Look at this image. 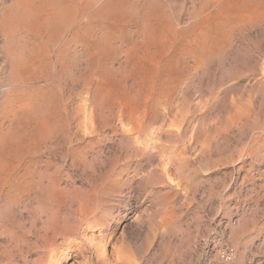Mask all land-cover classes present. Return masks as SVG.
<instances>
[{"label":"rangeland","instance_id":"obj_1","mask_svg":"<svg viewBox=\"0 0 264 264\" xmlns=\"http://www.w3.org/2000/svg\"><path fill=\"white\" fill-rule=\"evenodd\" d=\"M29 1L31 2L32 0H0V120L2 121L5 118L4 121L8 124L7 125L4 121L2 124V122L0 121L1 127L3 125L5 126L6 124V129H3L4 127H0V131L1 129L8 130L9 132H6L10 133L9 136L13 139H10L12 140H9L11 144L7 143V145H11L12 149L14 147H17V150L14 148L15 151H13L14 149H11V151H13L11 152L9 150V148L11 147L8 146L7 148L6 144H4L5 146L2 145L3 149L0 146V155H5V153L7 152L8 153L6 155H9V152L11 155L14 154V156L9 155L4 159V161L6 159L9 160H6L7 162H5V166L8 165V169H13L15 165L14 169L18 168V172L23 173L22 170H24L28 171L29 175H31L32 173V175H34V179L30 183L31 186L28 184L29 187L26 186L27 184L20 185L19 183H15L14 181H6L7 183H4L3 180L5 179H3L2 177L0 178V182L2 179V183L4 184L3 186H0L2 187V189L0 188L2 190V192L0 190V196L2 195L0 197V200H2V198L6 200L5 201L3 199L2 201H0V264H264V0H253V2L252 0H244V3L241 2L242 0H240V2H238V0H229L228 5L230 9L229 7L227 8V4L224 5L225 2L227 3V0H215V2L214 0H207L206 2H204L205 0H159L163 3L156 0L159 2V5L155 0H143L145 1V5L143 4L144 2L142 0H94L95 3L92 0H62L63 2H61V0H58L61 4L63 3L62 8L65 7L71 16L70 17L68 15L69 18H61L63 21L59 19L63 22V24L61 21H56L57 19H54L55 17L52 13L53 10L51 9L49 2L45 3L46 0L45 2H42L41 0H33L36 3L35 4L33 1L31 3ZM70 1H72V3ZM73 1L75 3H73ZM89 1L90 4L88 3ZM152 1L154 3L156 2V7L158 5L157 9L160 10V12L163 13L165 11V15L164 13L163 15L168 21H171V25L174 23L176 24H174L173 27L176 28V30L179 32H177L176 34L177 37L173 38L175 39V41H177V45H173V49L171 51H169L168 49L167 53L170 55V57L173 58L174 61H172L177 66H180L175 69L176 72L171 76L172 80H170L171 82L173 81V84L169 82L171 83V85L169 84L168 86H166L168 88L164 87V92L160 91L154 96L155 98L153 97V105L150 104L149 106L153 109L148 108L146 119H144L143 121V126H145V128L142 126L138 133H134L133 130L125 131V133H128L127 135L130 134L129 136L132 138L138 135V140L140 141L141 139V141L143 142H139V145L141 146L140 147L139 145L136 146V144H133L134 146H132L130 142H127V140L122 137L124 134L119 127L117 116H115V114L112 116V111L107 106H105L104 109L102 108L100 110L101 112L105 111L104 113L98 111L97 114L92 113V115L91 109L86 107L87 109H84H86L87 111H85L83 109V106L86 99L85 91L89 90V84V86L92 85L90 87V91L92 90V88L94 89L96 85H98L99 87L100 83L102 82L103 84L101 83L102 86L100 88L106 86V88L109 89L112 93L113 91L114 93H118L121 92V90H127V92L128 90H130L129 92L132 95L133 93L136 94V91H139L142 89V87H144V85H142L141 87L139 86V84H141V81L143 82L144 80H146L147 71L145 69L140 72H130V68L128 66L125 67L126 65L124 64L123 56L121 57L118 55H112L116 58L112 56L109 57V55H104V53H102V49L100 50V48L102 47L101 45L104 44L103 42H105L106 37L111 40L113 39L112 42L114 41V45L116 46L117 44V46L121 49H125L133 45L138 39V32L140 30L139 25H142V20L144 19L143 14L150 9L149 7L155 5ZM64 2L66 6L64 5ZM105 2H107L108 4ZM216 2L221 3L216 5ZM230 2H232V5L230 4ZM236 2L240 5H237ZM27 3H29L28 5L30 7H28ZM32 3L34 4L32 5ZM67 3L70 5H68ZM112 3L113 5L111 6ZM136 3L138 4L136 5ZM235 3L237 7L235 6ZM46 4L49 5V8L48 6L46 7ZM241 4L244 6H242ZM36 5L41 7L37 6L38 8H36ZM107 5L110 7H108ZM139 5L140 7H138ZM247 5L250 7V9L249 7H245ZM24 6L25 10H23ZM33 6L38 9V13ZM100 6L104 8H102V10L104 11L106 8V11L105 13H102V11L100 13L97 12V18V16H94L93 14L98 11L97 8L101 10ZM160 6L163 8H161ZM217 6L219 9L217 8ZM240 6H242L241 9ZM26 8H32L36 12L30 15V12L27 11ZM39 8L43 10L39 12ZM117 8L122 11L117 12ZM136 8L139 10V12ZM143 8L146 10H144ZM109 9L113 11L117 9L114 14L112 13L117 19L108 12L110 11ZM134 9L136 11H134ZM140 9L141 11H143L141 12ZM196 9H199L200 12L198 10L196 11ZM212 9H214V13L217 14H214L212 12L214 10ZM221 9L224 11V13ZM226 9L228 11L225 12ZM91 10L94 13L91 12ZM131 10H133L134 12ZM207 10H209V13L207 12ZM244 10H246V12ZM123 11H125V13H122ZM130 11L133 15L130 13ZM243 11L245 13H243ZM24 12H26V14ZM140 12L142 13V16ZM40 13H44V16ZM106 13L107 15H109L107 17L111 19L108 20L105 15ZM116 13L119 14L117 15ZM89 14H91L92 16H89ZM120 14H122L121 16L124 17L120 18ZM139 14L140 18L138 17ZM171 14H174L175 16ZM205 14L209 16L206 18ZM232 14L234 16H232ZM39 15L42 16L38 18L37 16ZM73 16L76 18H74ZM83 16H86L90 19H86V17ZM31 17L34 19L32 20ZM44 17H47V20L44 19ZM100 17H104V21L103 19H100ZM113 17L117 22L114 19L112 20ZM175 17L177 19L180 17V21ZM41 18L42 20H40ZM48 18L50 21L48 20ZM50 18L54 19L55 22L51 21ZM126 18H128L127 21ZM202 18L205 20H203ZM225 18L228 19L225 20ZM173 19L174 21H172ZM67 20H69V26L67 25V23H64ZM91 20L93 21L91 22ZM216 20H218L219 22ZM229 20L231 21V23ZM208 21H213V25ZM221 21L224 23H229L224 24ZM125 22L129 23L126 24ZM132 22L134 25L132 24ZM191 22L193 23L190 24ZM33 23L34 25L37 23L36 26L32 25L34 26V28H32L31 26V24ZM219 23L221 25L224 24L225 27H222L223 25L221 26ZM50 25L51 27L53 25L52 28L54 29V31H50L52 30ZM58 25L60 28L64 27L65 29L63 28V31H61L62 29H60ZM112 25H114L115 27ZM183 25H185L186 28ZM192 25H197L198 27L195 26L194 28L197 27V29L199 28L198 30L201 31L199 32L197 29L195 30ZM227 25L229 26L227 27ZM67 26L68 28H70L68 29ZM83 26L84 29H94L96 34L95 37H93L94 39L87 37L88 35H85L84 30L81 29V27ZM91 26L97 27L92 28ZM135 26H137V28ZM189 26L192 27L193 30H195L196 34L192 30V28L190 29ZM180 27L182 28V30ZM77 28H79V30ZM100 28L102 29L100 30ZM204 28H207V31L204 30ZM208 28L210 30H208ZM223 28L226 31H222ZM73 29L74 31L76 30L75 33L77 34L74 33ZM80 29L82 32L80 31ZM107 29H109V31ZM45 30L46 32L44 33L43 31ZM55 30L60 31L57 32L58 34H56L53 33L56 32ZM99 30L101 33L99 32ZM102 30H104V32ZM132 30L133 34L135 33L134 35L131 33ZM180 30L182 32H180ZM186 30H188V32ZM213 30L215 33L219 31H221L222 33L219 32L215 35ZM190 31L193 33L190 34ZM208 31L210 34H208ZM107 32L109 36L108 34L106 35ZM201 32H204L205 34L202 33V35H200ZM70 34L71 36L73 35L77 38L72 36V40H70ZM102 34V37L105 40H102ZM211 34L213 40L215 41L212 40L210 36ZM43 35L45 36L43 37ZM60 35L62 38L60 37ZM110 35H112V37ZM195 35L197 37H195ZM56 36H59L60 38L58 37L54 40L53 38H56ZM121 36L122 38H120ZM131 36L133 37V39H130L132 38ZM205 37L208 40L210 39V47L202 50L198 47V43ZM66 38L68 39V41H70L68 42ZM82 38L85 39L84 42ZM220 38L223 39V41L220 40ZM75 40H77V43L75 42ZM93 40L96 42L94 43ZM183 40H186L184 41L185 44L181 43L183 42ZM189 40L191 42H189ZM224 40L228 41V43ZM71 41H74V45ZM81 41L83 44H80ZM86 41H89V45L86 43ZM118 41L122 43L121 45L128 41V44H126L129 46L124 45V47H121ZM97 42L100 45H98ZM194 42L197 44H195ZM213 42H217V47ZM69 44L73 46H69ZM95 45L99 46V48L96 47V49L94 47ZM63 46L67 48L65 49L64 47V49H62ZM176 46L180 47L176 48ZM90 47H94V50H92ZM193 47L195 48L193 53L196 54L195 59H189L188 57H185V55H187L188 49H191ZM210 48L211 50H213L211 51ZM217 48L219 49V51ZM72 49L75 51V54H79L75 56ZM67 50L68 52H66ZM82 50L83 52L80 53V51ZM91 51L94 52V54ZM69 52L72 53V55H70ZM208 52H212L210 53L212 56ZM167 53L165 52L164 55H161L162 61L166 59L165 57H167ZM34 54H38L37 57H33ZM98 54L105 59H102V57L99 58V62L101 63L100 66L103 67H100L98 69L100 71H97L99 73V75H97L99 76L98 78H100L99 80L97 76H95L94 78L92 74H89V72L91 73L90 68L93 67L91 59L99 57ZM208 54L211 57H209ZM19 55L21 58L19 57ZM174 55L177 57H175ZM62 56L64 57L62 58ZM84 56L87 58V62L90 66L87 64L86 60H84ZM38 57L41 59H38ZM76 57L77 59H75ZM78 57H81L82 59ZM26 58H28V60L30 61H28ZM70 58H74L76 61L74 62L72 59V63ZM24 59L26 60L25 62L27 64L25 63L26 65L23 68V65L20 64L22 60L24 61ZM66 59L69 60L67 61ZM65 60L67 61V65ZM78 60L80 61L77 62ZM42 61L43 63H41ZM81 61L82 63H85L82 64ZM38 62H40L39 64L42 66L37 64ZM108 62H110L111 64H109ZM30 63L31 66L29 65ZM80 64L82 65L81 71H84L85 69L84 73L79 71L80 67L78 66H81ZM32 66L34 69L32 68ZM37 66H40V68H38ZM47 66H50V68H47ZM21 67L22 70L20 69ZM86 67L90 68L87 69ZM121 67L124 68L125 72ZM73 68L76 69L74 70L75 72L73 71ZM37 69H39V71ZM19 70L23 72L21 73V71ZM28 70L30 71V73H32V75L28 73L27 76L25 71L29 72ZM102 71L105 72L103 73ZM120 71H122L123 73L120 74ZM72 72L76 73V75L74 74L73 76ZM167 72L168 71H166V73ZM18 73L22 75L24 73L25 74L21 76L18 75ZM137 73L139 74L136 75ZM79 75L81 76L78 77ZM112 75L115 77L113 78ZM133 77L135 78L133 79ZM12 78H14L13 82L11 80ZM83 78L90 79L92 81L89 82L88 80H85ZM118 79L121 82H118ZM134 80L138 81L137 85L135 86L132 85ZM175 80L177 81V83ZM79 82H81V84ZM114 83H120V86L118 84L115 85ZM73 84L75 87L73 86ZM121 84L124 86L121 87ZM39 86L42 87L43 90L39 88ZM53 86H55V88L57 87V90L55 89L56 91L54 90ZM170 86H173V88ZM47 87L51 92L47 90ZM118 87H120L121 90ZM37 89H40L42 91ZM27 91L28 93L26 94ZM45 91H48V93H46ZM75 91L76 93H74ZM166 92H170V94ZM34 93H36L37 95ZM82 93L85 98L82 97ZM46 94L49 95L47 96ZM56 94L59 95L60 98H58ZM74 94L76 96H74ZM42 95L44 96L42 97ZM55 95L57 96V98ZM79 95L80 97H77ZM37 96H39L38 99ZM53 96L54 100L59 99V101L61 102L51 99V97L53 98ZM10 97H12L13 100ZM17 97L19 99H17ZM61 97H63V99L65 98L66 100H63ZM28 98L31 101H28ZM33 99H35L36 101L38 100L37 102L34 100L36 102L35 105L37 106V110H33V112L35 111L34 114L37 115L41 113L39 114L40 118L37 115V119L36 115L31 113L29 114V112H27L26 110L22 112V110L18 109L19 106H22L21 103H25L23 101H27V103H30V105L33 104ZM45 99L46 101H44ZM17 100L19 102H17ZM72 100H74V102ZM41 101L42 104L44 101L43 105L41 104ZM62 101L65 105H67L64 106V104H62ZM51 102L53 103L52 105ZM54 103H56V105H54ZM59 103H61V107L60 105L58 106ZM47 104L51 106H47ZM44 105L45 107L49 108H43ZM78 105L80 108L78 107ZM12 108L16 111H12ZM107 108L109 111L107 110ZM53 109H55V111ZM19 110L20 112H18ZM50 110L53 112H51ZM70 110H72V112ZM44 111L46 114L44 113ZM76 111H78L77 114ZM79 111L81 112L79 113ZM153 111L155 112V114ZM7 112H10L11 114L7 115ZM47 112L48 114H51L50 117ZM5 113H7V120L6 116H4ZM21 113H23L24 115ZM52 113H54V116H52ZM107 113L109 114L110 118L109 116H106L108 115ZM17 114L18 117L16 116ZM42 114L43 116L41 117ZM81 114L85 116L82 117ZM86 114L90 115L92 118L88 115V117H86ZM13 115L15 119L14 117H12ZM46 115L48 116V118L46 117ZM64 115L68 118H64ZM99 115L103 117L101 120ZM24 116L26 119L24 118ZM20 117H22L24 121L23 119L21 120ZM31 117H33V120ZM55 117L56 119H58L55 120L53 126L56 132L53 131V129L52 131H50L52 134L47 132L48 129H43L44 131H41V124L39 123V126L38 121L42 123L43 118L44 121H50ZM60 117L63 118L61 119ZM79 117H81L82 121L79 120ZM105 117H108L109 120H105ZM34 118L36 119V122L34 121ZM27 119L30 121H28ZM60 119L62 120L61 126L58 125ZM65 119H69L68 121H70L71 123L68 122V125H66L67 120L65 121ZM74 119L77 121H75ZM89 120H91V122L92 120L93 122L95 121L94 124H92L93 122L91 123ZM80 121L82 124H80ZM108 121L111 123V125ZM176 121L178 124L176 123ZM17 122L19 125L17 124ZM26 122L31 126H29ZM63 122L65 123L63 124ZM25 123L29 128L25 125ZM90 123L94 127H92ZM34 124L36 126L38 125L39 127H36ZM70 124L71 126L75 125L74 128L76 130L73 128V126L71 127ZM103 125H106V127H104ZM14 126H16L17 128H15ZM65 126H67V129L64 128L63 130L62 128ZM19 127H22V131L26 129V131H24L26 133H23ZM35 127L39 132L41 131L40 133L42 135L50 137H48L47 139L46 137L42 138L44 136L37 133L38 131L35 130ZM81 127L87 130V136H84L77 130L78 128L81 129ZM59 128H61L62 132ZM15 130L17 131V135H19V138L18 136L16 137ZM58 130L60 131L59 134H57ZM105 131H109L108 135L110 137ZM143 131H146V133ZM21 132L23 135H20ZM131 132L133 133V135ZM27 133L30 136H33V139L37 140H34V142L32 137L27 136ZM80 133L82 134V136ZM148 133L149 135L143 136L144 134ZM37 134L42 137L34 136ZM55 134L57 136H55ZM154 134H157V141L156 135ZM52 135L54 136L51 137ZM23 136L26 141L24 140ZM77 136H79V139L77 138L78 140L75 139ZM93 136L94 138H92V140L91 137ZM41 138L43 140H41ZM20 139L23 142L25 141V143H27L28 141L31 142V144L33 142L34 143L32 145H30L29 142L25 144ZM38 139H40V141L42 142H40ZM134 139H136V137ZM18 140H20L19 144L17 142ZM153 141L156 143H154ZM16 142L19 147L21 143L25 145L24 146L21 144L22 146L20 148L29 149L31 146H33V149L34 147L35 149L33 150V152L32 148L30 149L31 151H28L27 149L19 150V147L16 146ZM157 145L159 148L157 147ZM37 147L38 149H36ZM145 147L147 149H145ZM138 148H140V150ZM5 150H7V152ZM37 150L39 151L37 152ZM72 150L74 151V153ZM144 150L146 151V153H144ZM34 151L36 152L34 153ZM15 152L20 159L15 156ZM30 152L32 153V156L34 158L30 156ZM100 153L103 157L100 155ZM33 154H36L37 156H34ZM79 154H81V156ZM39 155L42 156L40 157ZM12 157L14 159H12ZM33 166L36 170L33 169ZM19 167L22 168L20 169ZM29 169L32 172H30ZM37 169L39 170L37 171ZM38 175H42V177ZM35 179H37L38 183ZM171 179L172 181L170 182ZM24 180L29 181V178ZM50 181L52 182L51 186ZM11 183H14V185H12V188L10 186ZM32 183L35 184L33 185ZM169 184L171 185L168 186ZM22 188L23 191H21ZM25 188L27 190H25ZM42 197L43 199H41ZM224 251H226L227 253L231 252L232 255L230 259H225L223 257L222 254ZM125 254L126 256H124Z\"/></svg>","mask_w":264,"mask_h":264},{"label":"bare ground","instance_id":"obj_2","mask_svg":"<svg viewBox=\"0 0 264 264\" xmlns=\"http://www.w3.org/2000/svg\"><path fill=\"white\" fill-rule=\"evenodd\" d=\"M33 1V0H32ZM31 1V2H32ZM35 1V0H34ZM33 1V2H34ZM42 2H45V0H41ZM53 1V2H52ZM67 1H69V0H67ZM91 1V0H90ZM90 1L88 2L89 4H90ZM92 1H94V0H92ZM100 1V0H99ZM98 1V2H99ZM143 1V0H142ZM156 1V0H155ZM159 1V0H158ZM156 1L157 2V4L159 5V2H162V1ZM207 0H205L204 2H206ZM216 1H218V0H216ZM223 1V0H222ZM221 1V2H222ZM225 1V0H224ZM228 1L229 0H227V3L225 2L224 3V5L225 4H227L228 5ZM231 1V0H230ZM237 1V0H236ZM246 1V0H245ZM244 0H242L241 2H245ZM30 2V1H29ZM30 2V3H31ZM37 2V1H36ZM40 2V1H39ZM47 2H49L50 4V6H51V9L53 10V15H54V19H57L56 21H58L59 19H63V17H65V18H69V16H70V13L67 11V9L64 7V5H65V2H64V5H63V7L64 8H62V4L60 3V1H58V0H46V2L45 3H47ZM61 2H63L62 0H61ZM71 3H72V1H70ZM120 2V1H119ZM129 2V1H128ZM133 2V1H132ZM134 2H136V1H134ZM144 3V5H145V1H143ZM153 2V1H152ZM155 2V3H156ZM214 2H215V0H214ZM221 2H219V3H221ZM233 2V1H232ZM232 2H230V4L232 5ZM238 2H240V0H238ZM249 2V1H248ZM252 2H253V0H252ZM35 3V2H34ZM34 3H32V5L34 4ZM45 3H43V4H45ZM73 3H75L74 1H73ZM94 3H95V1H94ZM105 3H107V2H105ZM141 3V2H140ZM154 2H153V4H155ZM163 3V2H162ZM161 3V4H162ZM203 3V2H202ZM217 4L216 5H218L219 3L218 2H216ZM237 3V2H236ZM236 3H235V6H236ZM247 3V2H246ZM246 3H245V5H246ZM29 3H27V5H28ZM36 4V3H35ZM43 4H42V6H43ZM68 4V3H67ZM89 4H88V6H89ZM108 4V3H107ZM135 4V3H134ZM138 3H136V5H137ZM153 4H151V5H153ZM206 4V3H205ZM204 4V5H205ZM208 4V3H207ZM223 4V3H222ZM254 4V3H253ZM252 4V5H253ZM31 5V4H30ZM49 5H47L46 4V7L48 6V8H49ZM68 5H70V4H68ZM67 5V6H68ZM99 5V4H98ZM113 5V3L111 4V6ZM121 5V4H120ZM124 5V4H123ZM130 5H132V4H130ZM158 5H157V7H156V4L154 5V6H151V7H149L150 9L146 12V13H144L143 15H144V19L142 20L143 22H142V25H139L140 26V30H139V32H138V39H137V41L133 44L131 41V43L133 44V45H131L130 47H127V48H123V49H121L120 47H118L117 46V44H116V46L114 45V41L112 42V40L111 39H108L107 37H106V40L102 37L103 36V34H105V33H103L102 35H101V37L103 38L102 40H105V42H103L104 44L103 45H101L102 47L100 48V50L102 49V53H104V55H109V57L110 56H112V55H118V56H123L124 57V64L126 65L125 67H129L130 68V72L131 71H136V72H140V71H142L143 69H145L147 72V77H146V80H144L143 82L141 81V84H139V86H141L142 87V85H144V87H142V89L141 90H139V91H136V94H134L133 93V95L132 94H130V90H128V92H127V90L126 91H123V90H121L120 89V87H118L120 90H121V92H118V93H114V91H113V93L109 90V89H107L106 88V86L105 87H103V88H100L102 85H101V83H100V86L98 87V85H93V86H95V88L93 89L92 88V90L90 91V87L92 86H89L88 85V87H89V90H84L85 91V95H86V99H85V103H84V106H83V109L84 108H90L91 109V115H92V113L93 114H97L98 113V111H100L102 108L104 109V107L105 106H107L109 109H111V115L113 116L114 114H115V116H117V120H118V124H119V127L121 128V130H122V132H123V136L122 137H124L126 140H127V142H130L131 143V145L132 146H134L135 144H136V146H138L139 145V142L141 141V139H140V141L138 140V138H137V136L138 135H136V136H134L133 138L132 137H130L129 135H127L126 133H125V131H127V130H133V132L135 133V132H137L138 133V131H140V129H141V127L144 125L143 123V121H144V119H146V113H147V110H148V108H152V107H149L150 106V104L151 105H153V101H152V99H153V97L158 93V92H160V91H163V89H164V87H166V86H168L169 84L171 85V83L173 84V81L171 82V76L173 75V73H175L176 71H175V69L176 68H178L179 66H177L173 61V58L172 57H170V55L167 53V50L169 49V51H171L172 49H173V45H177V41H175V39L173 38V37H177L176 36V34H177V32H179V31H177L176 30V28H174L173 27V25L175 24H170V22L171 21H168L167 19H166V17L164 16L165 15V11L163 12L164 13V15H163V13L162 12H160V10H158L157 8H158ZM204 5H202V6H204ZM209 5V4H208ZM210 5H211V3H210ZM215 5V6H216ZM224 5H223V7H224ZM230 5V6H231ZM237 5H240L239 3H237ZM242 5V4H241ZM251 5V4H250ZM38 5H36V8H38V7H41V6H38ZM66 6V5H65ZM75 6V5H74ZM102 6V5H101ZM100 6V8H101V10H99L98 8H97V10L98 11H96L95 13L91 10V12H93L94 14V16H97V12L98 13H100L101 11H102V13H105V11H106V8H105V11L104 10H102V8L103 7H101ZM106 6V5H105ZM104 6V7H105ZM108 6V5H107ZM134 6V5H133ZM143 6V5H142ZM164 6V5H163ZM206 6V5H205ZM212 6H213V3H212ZM214 6V7H215ZM234 6V5H233ZM232 6V7H233ZM242 6H244V5H242ZM242 6H240V9H241V7ZM28 7H30L29 5H28ZM34 7V9H36L35 8V6H33ZM45 7V6H44ZM108 7H110V6H108ZM107 7V8H108ZM116 7V6H115ZM127 7V6H126ZM132 7V6H131ZM138 7H140V5L138 6ZM137 7V8H138ZM161 7V6H160ZM209 7V6H208ZM229 7V5L227 6V8ZM237 7V6H236ZM245 7H249L248 5L247 6H245ZM253 7V6H252ZM24 9L23 10H25V6L23 7ZM48 8H46V9H48ZM70 8V7H69ZM73 8V7H72ZM71 8V9H72ZM120 8V7H119ZM125 8V7H124ZM128 8V7H127ZM133 8V7H132ZM136 8V9H137ZM161 8H163V7H161ZM199 8V7H198ZM202 8V7H201ZM213 8V7H212ZM217 8H218V6H217ZM217 8H215V9H217ZM222 8V7H221ZM226 8V7H225ZM254 8V7H253ZM256 8V7H255ZM27 9V11H29L30 12V15L31 14H33V13H35L38 9H36V11L35 10H33L32 8H26ZM45 9V8H44ZM50 9V10H51ZM65 9H66V12H65ZM74 9V8H73ZM72 9V10H73ZM91 9V8H90ZM89 9V10H90ZM104 9V8H103ZM112 9V8H111ZM118 9V8H117ZM116 9V10H117ZM121 9H123V8H121ZM131 9V8H130ZM129 9V10H130ZM142 9V8H141ZM141 9H140V11H141ZM144 9V8H143ZM148 9V8H147ZM160 9V8H159ZM195 9V8H194ZM193 9V10H194ZM219 9V8H218ZM229 9H230V7H229ZM232 9H234V8H232ZM231 9V10H232ZM239 9V8H238ZM239 9V10H240ZM243 9V8H242ZM249 9H250V7H249ZM41 10H43V9H41V8H39V12H41ZM76 10V9H75ZM74 10V11H75ZM87 10V9H86ZM110 10V9H109ZM116 10L115 11H113V10H110V11H108L109 13H115L116 12ZM127 10V9H126ZM138 10V9H137ZM144 10H146V9H144ZM164 10V9H163ZM169 10V9H168ZM199 11V9H196V11ZM202 10H204V9H202ZM201 10V11H202ZM212 10H214V9H212ZM222 10V9H221ZM258 10V9H257ZM94 11H95V8H94ZM120 12V11H122V10H120V9H118L117 10V12ZM131 11H133V10H131ZM130 11V13L132 14V12ZM134 11H136L135 9H134ZM133 11V12H134ZM143 11V10H142ZM141 11V12H142ZM167 11V10H166ZM209 10H207V12H208ZM216 11H218V10H216ZM223 11V10H222ZM226 11H228L227 9L225 10V12ZM242 11V10H241ZM245 12H246V10H244ZM243 11V13H245ZM248 11V10H247ZM264 11V10H263ZM42 12H44V11H42ZM88 12V11H87ZM138 12H139V10H138ZM137 12V13H138ZM140 12V13H141ZM194 12V11H193ZM200 12V11H199ZM213 13L215 12V10L214 11H212ZM25 14H26V12H24ZM37 13H38V11H37ZM36 13V14H37ZM47 13V12H46ZM50 13V12H49ZM52 13H51V15H52ZM66 13H69V14H66ZM72 13V12H71ZM76 13H77V11H76ZM79 13V12H78ZM83 13V12H82ZM101 13V14H102ZM122 13H125V11H123ZM129 13V14H130ZM196 13V12H195ZM202 13V12H201ZM209 13V12H208ZM219 13V12H218ZM223 13H224V11H223ZM228 13V12H227ZM236 13V12H235ZM234 13V14H235ZM238 13V12H237ZM28 14V13H27ZM40 14H42V13H40ZM44 14V13H43ZM42 14V15H43ZM48 14V13H47ZM73 14V13H72ZM71 14V15H72ZM84 14V13H83ZM86 14V13H85ZM100 14V15H101ZM112 14V15H113ZM117 14V13H116ZM115 14V15H116ZM119 14V13H118ZM117 14V15H118ZM204 14V13H203ZM207 14V13H206ZM205 14V15H206ZM214 14H217V13H214ZM229 14V13H228ZM231 14V13H230ZM38 15V14H37ZM42 15H39V16H37L38 18H40ZM50 15V14H49ZM67 15V16H66ZM69 15V16H68ZM91 14H89V16H90ZM99 15V14H98ZM106 15V17L107 16H109V15H107V13L105 14ZM111 15V16H112ZM122 14H120L119 16H121ZM133 15V14H132ZM136 15V14H135ZM169 15V14H168ZM171 15H174V14H171ZM194 15V14H193ZM199 15V14H198ZM205 15H203V16H205ZM211 15V14H210ZM218 15H220V14H218ZM226 15V14H225ZM238 15V14H237ZM44 16V15H43ZM75 16V15H74ZM73 16V17H74ZM76 16H77V14H76ZM79 16V15H78ZM82 16V15H81ZM88 16V15H87ZM92 16V15H91ZM93 16V17H94ZM110 16V17H111ZM114 16V15H113ZM129 16V15H128ZM140 16V14L138 15V17ZM141 16H142V13H141ZM175 16V15H174ZM191 16V15H190ZM197 16V15H196ZM209 15H206V18L208 17ZM216 16V15H215ZM229 16V15H228ZM232 16H234L233 14H232ZM253 16V15H252ZM50 17V16H49ZM71 17V16H70ZM83 17H86V16H83ZM115 17V16H114ZM114 17L112 18V20L114 19ZM122 17H124V16H121L120 18H122ZM177 17V16H176ZM175 17V18H176ZM239 17V16H238ZM237 17V18H238ZM250 17V16H249ZM32 18V17H31ZM47 18V17H46ZM45 17H44V19H46ZM53 18V17H52ZM74 18H76V17H74ZM78 18V17H77ZM80 18V17H79ZM92 18V17H91ZM97 18H98V16H97ZM104 17H100V19H103ZM108 18V17H107ZM116 18V17H115ZM119 18V19H120ZM140 18V17H139ZM138 18V19H139ZM173 18V17H172ZM180 18V17H179ZM177 19V20H179L180 21V19ZM199 18V17H198ZM251 18V17H250ZM256 18V17H255ZM34 18H32V20H33ZM43 19V20H44ZM51 19V18H50ZM54 19H51V21H53V22H55V20ZM61 19V20H62ZM73 19V18H72ZM71 19V20H72ZM86 19H90V18H87L86 17ZM109 19H111V18H108V20ZM117 19V18H116ZM116 19H114L115 21H116ZM127 19L128 18H126V21H127ZM132 19V18H131ZM171 19V18H170ZM203 19V18H202ZM201 19V20H202ZM215 19V18H214ZM218 19V18H217ZM226 19H228V18H225V20ZM234 19H236V18H234ZM40 20H42V18L40 19ZM47 20V19H46ZM48 20H49V18H48ZM61 20H59V21H61ZM70 20V19H69ZM69 20H67L66 22H64V23H67V25H68V21ZM74 20V19H73ZM188 20V19H187ZM192 20H194V19H192ZM191 20V21H192ZM203 20H205V19H203ZM35 21V20H34ZM50 21V20H49ZM63 21V20H62ZM61 21V22H62ZM64 21H65V19H64ZM90 21V20H89ZM93 20H91V22H92ZM95 21H97V20H95ZM98 21H99V19H98ZM101 21V20H100ZM103 21H104V19H103ZM131 21V20H130ZM172 21H174V19L172 20ZM178 21V22H179ZM183 21V20H182ZM186 21V20H185ZM184 21V22H185ZM198 21V20H197ZM216 21H218V20H216ZM215 21V22H216ZM230 21V20H229ZM233 21V20H232ZM43 22H45V21H43ZM47 22V21H46ZM72 22V21H71ZM70 22V23H71ZM90 22V23H91ZM117 22V21H116ZM122 22V21H121ZM176 22V21H175ZM208 22H210V21H208ZM213 22V21H212ZM212 22H210L211 24H212ZM219 22V21H218ZM222 22V21H221ZM243 22V21H242ZM35 23V22H34ZM34 23L33 24H31V26L32 25H34ZM41 23V22H40ZM48 23V22H47ZM57 23V22H56ZM55 23V24H56ZM59 23V22H58ZM69 23V24H70ZM82 23V22H81ZM81 23H80V25H81ZM86 23V22H85ZM101 23V22H100ZM103 23V22H102ZM126 23V22H125ZM129 23V22H128ZM128 23H126V24H128ZM193 22H191L190 24H192ZM203 23V22H202ZM214 23V22H213ZM222 23H224V22H222ZM225 23H229V22H225ZM224 23V24H225ZM230 23H231V21H230ZM233 23H236V22H233ZM43 24V23H42ZM44 24H46V23H44ZM53 24V23H52ZM60 24V23H59ZM62 24H63V22H62ZM61 24V25H62ZM72 24V23H71ZM76 24V23H75ZM132 24H133V22H132ZM195 24V23H194ZM205 24V23H204ZM203 24V25H204ZM220 24V23H219ZM224 24H220L222 27H225L224 26ZM242 24V23H241ZM240 24V25H241ZM37 25V23L34 25V26H36ZM46 25H48V24H46ZM65 25V24H64ZM63 25V26H64ZM83 25H84V23H83ZM90 25V24H89ZM93 25V24H92ZM95 25H96V23H95ZM98 25V24H97ZM99 25H102V24H99ZM106 25H107V23H106ZM110 25H111V21H110ZM118 25H120V24H118ZM134 25V24H133ZM176 25V24H175ZM207 25V24H206ZM213 25V24H212ZM34 26H32V28H34ZM40 26H41V24H40ZM44 26V25H43ZM42 26V27H43ZM55 26V25H54ZM69 26V25H68ZM68 26H67V28H68ZM87 26V25H86ZM112 26H114V25H112ZM117 26V25H116ZM124 26H125V24H124ZM180 26V25H179ZM178 26V27H179ZM183 26H185V25H183ZM182 26V27H183ZM195 26H197V25H195ZM195 26H193L192 25V27L194 28ZM208 26V25H207ZM229 25H227V27H228ZM234 26V25H233ZM41 27V28H42ZM50 27H51V25H50ZM52 27H53V25H52ZM51 27V29L52 30H50V31H54V29ZM57 27V26H56ZM55 27V28H56ZM58 27H59V25H58ZM75 27V26H74ZM88 27V26H87ZM92 27V26H91ZM94 28H96L95 26H93ZM92 27V28H93ZM106 27V26H105ZM107 27H108V25H107ZM110 27V26H109ZM115 27V26H114ZM136 28H137V26H135ZM134 27V28H135ZM190 27V26H189ZM192 27H190V29L192 28ZM198 27V26H197ZM197 27L196 28H194L195 30L197 29ZM199 27H200V24H199ZM209 27H211V26H209ZM220 27V26H219ZM221 27V28H222ZM40 28V27H39ZM47 28V27H46ZM60 28V27H59ZM64 28V27H63ZM63 28L61 27L60 29H62L61 31H63ZM70 28V27H69ZM68 28V29H69ZM99 28V27H98ZM125 28V27H124ZM128 28V27H127ZM181 28V27H180ZM184 28V27H183ZM185 28H186V26H185ZM193 28H192V30H193ZM203 28V27H202ZM201 28V29H202ZM213 28V27H212ZM216 28V27H215ZM214 28V29H215ZM38 29V28H37ZM48 29V28H47ZM65 29V28H64ZM78 30H79V28H77ZM81 29L82 30H84V32H85V35H88L87 37H89V38H93V37H95V31H94V29L92 30L91 28H85L84 29V26L83 27H81ZM81 29H80V31H81ZM102 28H100V30H101ZM131 29H132V27H131ZM199 29V28H198ZM197 29V30H198ZM207 28H204V30H206ZM220 29V28H219ZM230 29H231V26H230ZM67 30V29H66ZM77 30V31H78ZM98 30V29H97ZM100 30H99V32H100ZM108 31H109V29H107ZM106 30V31H107ZM111 30V29H110ZM137 30V29H136ZM181 30H182V28H181ZM180 30V32H182ZM184 30V29H183ZM188 30H189V28H188ZM188 30H186L187 32H188ZM195 30H193L194 31V33L196 34V32H195ZM208 30H210L209 28H208ZM232 30H233V28H232ZM34 31V30H33ZM49 31V30H48ZM56 32H53V33H56V34H58L57 32H59L60 30H55ZM73 31H74V29H73ZM76 31V30H75ZM75 31H74V33H75ZM103 32H104V30H102ZM199 32L201 31V30H198ZM207 31V30H206ZM217 31V30H216ZM219 31V30H218ZM222 31H226V30H224V28L222 29ZM40 32H41V30H40ZM44 33L46 32V30L45 31H43ZM82 32V31H81ZM94 32V33H93ZM98 32V31H97ZM96 32V33H97ZM185 32V31H184ZM198 32V33H199ZM213 32H214V30H213ZM219 32H221V31H219ZM219 32H217V33H219ZM37 33V32H36ZM39 33V32H38ZM51 33V32H50ZM49 33V34H50ZM64 33V32H63ZM73 33V32H72ZM71 33V34H72ZM101 33V32H100ZM110 33V32H109ZM112 33V32H111ZM132 34H133V30H132V32H131ZM186 33V32H185ZM184 33V34H185ZM190 34L191 33H193V32H189ZM189 33H188V35H189ZM202 33H204V32H201V34L200 35H202ZM215 33V32H214ZM217 33H215V35L217 34ZM222 33V32H221ZM60 34V33H59ZM67 34V33H66ZM71 34H70V37H71V39L70 40H72V36H71ZM75 34H77V33H75ZM108 34V32L106 33V35ZM113 34V33H112ZM128 34V33H127ZM135 34V33H134ZM133 34V35H134ZM179 34V33H178ZM205 34V33H204ZM208 34H210L209 33V31H208ZM224 34V33H223ZM222 34V35H223ZM227 34V33H226ZM37 35V34H36ZM55 35V34H54ZM81 35V34H80ZM98 35V34H97ZM122 35H124V34H122ZM126 35V34H125ZM129 35H131V34H129ZM181 35V34H180ZM45 35H43V37H44ZM50 36V35H49ZM66 36V35H65ZM108 36H109V34H108ZM111 37H112V35H110ZM119 36H120V34H119ZM137 36V35H136ZM186 36V35H185ZM205 36H209V35H205ZM211 36V38H212V34L210 35ZM224 36V35H223ZM227 36V35H226ZM230 36V35H229ZM42 37V38H43ZM47 37V36H46ZM54 37V36H53ZM59 36H56V38H53L54 40L55 39H57ZM60 37H61V35H60ZM59 37V38H60ZM63 37H64V35H63ZM73 37H76V36H73ZM79 37V36H78ZM83 37V36H82ZM100 37V38H101ZM117 37V36H116ZM128 37V36H127ZM130 37V36H129ZM132 37V36H131ZM191 37H193V36H191ZM195 37H197L196 35H195ZM194 37V38H195ZM201 37V36H200ZM214 37V36H213ZM221 37V36H220ZM37 38V37H36ZM62 38V37H61ZM77 38V37H76ZM81 38V37H80ZM80 38H78V39H80ZM118 38V37H117ZM120 38H122V36L120 37ZM180 38H181V36H180ZM179 38V39H180ZM198 38H199V36H198ZM224 38V37H223ZM39 39V38H38ZM67 39V38H66ZM83 39V38H82ZM94 39V38H93ZM96 39H97V36H96ZM116 39V38H115ZM125 39V38H124ZM130 39H133V37L132 38H130ZM178 39V38H177ZM185 39V38H184ZM216 39V38H215ZM225 39V38H224ZM227 39V38H226ZM52 40V39H51ZM59 40H61V39H59ZM69 40V41H70ZM74 40V39H73ZM91 40V39H90ZM122 40V39H121ZM187 40V39H186ZM186 40H183V42H181V43H184V41H186ZM194 40V39H193ZM200 40V39H199ZM210 40V39H209ZM208 39H206V37L204 38V39H201V41H199V43H198V47L200 48V49H202V50H205V49H207V48H209L210 46H209V41ZM212 40H213V38H212ZM217 40V39H216ZM220 40H222L223 41V39H221L220 38ZM37 41V40H36ZM53 41V40H52ZM67 41H68V39H67ZM68 41V42H69ZM77 40H75V42H76ZM80 41V40H79ZM85 41V39H83V42ZM94 41V40H93ZM116 41V40H115ZM124 41V40H123ZM188 41V40H187ZM195 41V40H194ZM213 41H215V40H213ZM224 41H226V40H224ZM33 42V41H32ZM38 42V41H37ZM72 42V41H71ZM74 42V41H73ZM73 42H72V44H73ZM89 42V41H88ZM88 42L86 41V43L88 44ZM96 41H94V43H95ZM119 43H120V41H118ZM122 42V41H121ZM128 42V41H127ZM126 42V43H127ZM189 42H191L190 40H189ZM198 42V41H197ZM220 42V41H219ZM227 43H228V41H226ZM77 43V42H76ZM85 43V44H86ZM98 43V42H97ZM101 43V42H100ZM116 43V42H115ZM126 43H124L123 45H121L122 43H120V45H121V47L123 46L124 47V45H127ZM137 43V44H136ZM195 43V42H194ZM213 43H215V42H213ZM217 43V42H216ZM215 43V46L217 45ZM22 44V43H21ZM33 44V43H32ZM39 44V43H38ZM42 44V43H41ZM79 44V43H78ZM80 44H83L82 43V41H81V43ZM84 44V45H85ZM130 44V43H129ZM185 44V43H184ZM187 44H188V42H187ZM191 44V43H190ZM195 44H197V43H195ZM40 45V44H39ZM43 45V44H42ZM71 44H69V46H70ZM74 45V44H73ZM73 45H71V46H73ZM89 45V44H88ZM92 45V44H91ZM90 45V46H91ZM97 45V44H96ZM94 46L95 48L96 47H98L99 48V46ZM98 45H100L99 43H98ZM192 45V44H191ZM226 45V44H225ZM41 46V45H40ZM127 46H129V45H127ZM181 46V45H180ZM180 46H176V48L177 47H180ZM194 46V45H193ZM64 47L65 46H63V48L62 49H64ZM77 47H78V45H77ZM85 47V46H84ZM83 47V48H84ZM93 47V48H94ZM182 47V46H181ZM188 47V46H187ZM192 47V46H191ZM211 47H212V45H211ZM217 47V46H216ZM218 47H220V46H218ZM222 47V46H221ZM37 48V47H36ZM41 48V47H40ZM67 47H65V49H66ZM76 48V47H75ZM87 48V47H86ZM91 48V47H90ZM93 48H91L92 50H94ZM184 48H185V46H184ZM183 48V49H184ZM199 48H197V49H199ZM24 49V48H23ZM97 49V48H96ZM155 49V50H154ZM175 49V48H174ZM187 49V48H186ZM194 47L193 48H191V49H188V52H187V55H185V57H188L189 59H195V55L196 54H193L194 53ZM218 49V48H217ZM40 50V49H39ZM73 50V49H72ZM78 50V49H77ZM76 50V51H77ZM84 50V49H83ZM83 50L82 51H80V53H82L83 52ZM210 50H211V48H210ZM213 50V49H212ZM211 50V51H212ZM27 51V50H26ZM65 51V50H64ZM74 51V50H73ZM99 51V50H98ZM168 51V52H169ZM197 51V50H196ZM201 51V50H200ZM199 51V52H200ZM218 51H219V49H218ZM19 52V51H18ZM61 52V51H60ZM66 52H68V50L66 51ZM78 52V51H77ZM92 52V51H91ZM96 52H97V50H96ZM159 52H160V54H159ZM167 53L166 55H167V57H165L166 59L165 60H163L162 61V57H161V55L163 54L164 55V53ZM178 52V51H177ZM184 52V51H183ZM198 52V53H199ZM203 52V51H202ZM39 53H41V52H39ZM38 53V54H39ZM43 53H44V51H43ZM93 54H94V52H92ZM101 53V52H100ZM101 53V54H102ZM170 53V52H169ZM197 53V52H196ZM209 54L210 53H212V52H208ZM216 53H217V50H216ZM18 54V53H17ZM22 54H23V51H22ZM26 54V53H25ZM37 54V55H38ZM61 54V53H60ZM68 54V53H67ZM69 54L70 55H72V53H70L69 52ZM68 54V55H69ZM74 54H75V51H74ZM79 54V53H78ZM78 54H75V56H77ZM97 54V53H96ZM159 54V55H158ZM180 54V53H179ZM207 54V53H206ZM208 54V55H209ZM21 55V54H20ZM20 55H19V57H20ZM27 55V54H26ZM37 55L36 54H34V56L33 57H37ZM40 55H43V54H40ZM64 55V54H63ZM99 55V54H98ZM97 55V56H98ZM159 57H158V56ZM165 55V56H166ZM173 55V54H172ZM208 55H206V56H208ZM211 55V54H210ZM209 55V57H211ZM61 56V55H60ZM83 56V55H82ZM175 56V55H174ZM18 57V56H17ZM64 56H62V58H63ZM69 57V56H68ZM71 57H73V56H71ZM85 57V56H84ZM83 57V58H84ZM88 57V56H87ZM92 57V56H91ZM100 57H102L101 55H99V57H95V58H90L91 60H92V62L91 63H93V67L92 68H90V67H86L87 69H91V73L89 72V74H92L93 76H94V78H95V76H97V75H99V73L97 72V71H100V70H98L101 66H100V60H99V58ZM112 57H114V56H112ZM111 57V58H112ZM121 57H119V58H121ZM175 57H177V56H175ZM175 57H174V59H175ZM181 57V56H180ZM183 57V56H182ZM21 58V57H20ZM44 58V57H43ZM42 58V59H43ZM67 58V57H66ZM78 58H80V59H82L81 57H78ZM86 58V57H85ZM84 58V60H86V62L88 61L87 60V58L85 59ZM114 58H116V57H114ZM184 58V57H183ZM17 59V58H16ZM27 60H28V58H26ZM34 59V58H33ZM38 59H41V58H39L38 57ZM71 59V58H70ZM73 59V61L75 62L76 60L75 59H77V57L74 59V58H72ZM72 59H71V61H72ZM102 59H104L103 57H102ZM101 59V60H102ZM107 59V58H106ZM208 59V58H207ZM37 60V59H36ZM60 60V59H59ZM67 61L69 60V59H66ZM65 60V61H66ZM105 60V59H104ZM109 60V59H108ZM119 60V59H118ZM173 60V61H172ZM180 60V59H179ZM184 60V59H183ZM26 60L24 59V61L22 60V62H21V64L20 65H23V68L25 67V65L27 64L26 62H25ZM28 61H30V60H28ZM40 61V60H39ZM64 61V60H63ZM63 61H61V62H63ZM67 61H66V65H67ZM73 61H72V63H73ZM80 60H78L77 62H79ZM122 61V60H121ZM178 61V60H177ZM185 61V60H184ZM189 61V60H188ZM17 62H18V60H17ZM32 62V61H31ZM36 62V61H35ZM46 62V61H45ZM107 62V61H106ZM105 62V63H106ZM111 62V61H110ZM110 62H108L109 64H111ZM114 62V61H113ZM112 62V63H113ZM123 62V61H122ZM121 62V63H122ZM173 62V63H172ZM176 62V61H175ZM180 62V61H179ZM191 62H192V60H191ZM26 63V64H25ZM29 63V62H28ZM40 62H38L37 64H39ZM41 63H43V61L41 62ZM48 63V62H47ZM81 63H82V61H81ZM85 63V62H84ZM84 63H82V64H84ZM115 63H116V60H115ZM187 63V62H186ZM33 64V63H32ZM36 64V65H37ZM44 64H46V63H44ZM64 64H65V62H64ZM76 64V63H75ZM75 64H73V65H75ZM78 64V63H77ZM87 64H88V62H87ZM124 64H123V66H124ZM178 64H180V63H178ZM185 64V63H184ZM188 64H189V62H188ZM187 64V65H188ZM30 66H31V63L29 64ZM40 65V64H39ZM61 65H63V64H61ZM65 65V66H66ZM69 65H70V63H69ZM81 65V64H80ZM86 65V64H85ZM89 65V64H88ZM87 65V66H88ZM116 65V64H115ZM120 65V64H119ZM19 66V65H18ZM34 66H35V64H34ZM40 66H42V65H40ZM40 66L38 67V68H40ZM50 66H52V65H50ZM50 66H47V68H50ZM71 66H72V64H71ZM70 66V67H71ZM90 66V65H89ZM108 66H110V65H108ZM112 66V65H111ZM122 66V65H121ZM177 66V67H176ZM17 67V66H16ZM36 67V68H37ZM68 67V66H67ZM78 67H80V70L79 71H81V67H82V65L81 66H78ZM119 67V66H118ZM117 67V68H118ZM32 68H33V66H32ZM85 68V67H84ZM101 68H103V67H101ZM122 68V67H121ZM184 68H187V67H184ZM21 70H22V67L20 68ZM27 69H28V67H27ZM29 69H31V68H29ZM34 69V68H33ZM41 69H43V68H41ZM41 69H40V71H41ZM65 69V68H64ZM69 69V68H68ZM105 69V68H104ZM104 69H101V70H104ZM107 69H108V67H107ZM106 69V70H107ZM113 69V68H112ZM120 69V68H119ZM123 69V71H124V68H122ZM21 70H19V71H21ZM24 70H26V69H24ZM38 71H39V69H37ZM46 70V69H45ZM72 70V69H71ZM74 70H76V69H74L73 68V71ZM105 70V71H106ZM109 70H110V68H109ZM108 70V71H109ZM128 70V69H127ZM179 70V69H178ZM15 71V70H14ZM13 71V72H14ZM29 71V70H28ZM32 71H34V70H32ZM31 71V72H32ZM59 71V70H58ZM84 71H85V69H84ZM84 71L82 70L81 72L82 73H84ZM104 71V72H105ZM117 71V70H116ZM115 71V72H116ZM166 71H168L167 73H166ZM169 71H171V72H169ZM23 71H21V73H22ZM26 72V74H27V76H28V73H30V71L29 72H27V71H25ZM68 72V71H67ZM71 72V71H70ZM75 72V71H74ZM103 72V71H102ZM103 72V73H104ZM119 72V71H118ZM125 72V71H124ZM184 72V71H183ZM37 73V72H36ZM73 73V72H72ZM82 73H81V75H82ZM86 73V72H85ZM108 73V72H107ZM106 73V74H107ZM113 73V72H112ZM121 73H123L122 71H120V74ZM127 73V72H126ZM142 73V72H141ZM145 73V72H144ZM164 73V74H163ZM15 74V73H14ZM17 74V73H16ZM25 74V73H24ZM23 74V75H24ZM31 75H32V73H30ZM74 74L76 75V73H73V76H74ZM77 74H78V70H77ZM89 74H88V76H89ZM101 74V73H100ZM118 74V73H117ZM131 74H133V73H131ZM139 73H137L136 75H138ZM177 74H179V73H177ZM18 75H21V76H23L22 74H19L18 73ZM30 75V76H31ZM81 75H79L78 77H80ZM103 75V74H102ZM101 75V76H102ZM109 75V74H108ZM107 75V76H108ZM110 75H111V73H110ZM115 75V74H114ZM123 75V74H122ZM127 75V74H126ZM142 75V74H141ZM14 76V75H13ZM26 76V75H25ZM26 76V77H27ZM55 76V75H54ZM72 76V75H71ZM104 76V75H103ZM106 76V77H107ZM184 76V75H183ZM76 77V76H75ZM74 77V78H75ZM77 77V78H78ZM90 77H92V76H90ZM99 76H97V78H98ZM111 77V76H110ZM112 77L114 78L115 76H113L112 75ZM111 77V78H112ZM120 77V76H119ZM180 77V76H179ZM16 78V77H15ZM24 78V77H23ZM23 78H21V79H23ZM28 78V77H27ZM73 78V79H74ZM82 78V77H81ZM85 78H87V77H85ZM85 78H83V79H85ZM89 78V77H88ZM102 78V77H101ZM107 78H109V77H107ZM135 77H133V79H134ZM141 78H143V77H141ZM140 78V79H141ZM14 78H12L11 80H12V82L14 81L13 80ZM17 79V78H16ZM20 79V78H19ZM31 79V78H30ZM35 79V78H34ZM73 79H72V81H73ZM80 79V78H79ZM83 79H81V80H83ZM100 78H98V80H99ZM110 79V78H109ZM116 79V78H115ZM171 79V80H170ZM183 79V78H182ZM37 80V79H36ZM76 80H78V79H76ZM85 80H88L89 82H91L92 80H90V79H85ZM84 80V81H85ZM98 80H97V82H98ZM111 80H113V79H111ZM119 80V79H118ZM121 80H122V77H121ZM17 81V80H16ZM15 81V82H16ZM22 81V80H21ZM93 81H94V79H93ZM115 81V80H114ZM128 81V80H127ZM176 81V80H175ZM34 82V81H33ZM32 82V83H33ZM76 82V81H75ZM96 82V81H95ZM95 82H93V83H95ZM96 82V83H97ZM113 82V81H112ZM118 82H121L120 80L118 81ZM122 82H124V81H122ZM169 82H171V83H169ZM179 82V81H178ZM17 83V82H16ZM30 83V82H29ZM80 84H81V82H79ZM82 83H83V81H82ZM86 83V82H85ZM137 83H138V81H136V80H134V82H133V84L132 85H137ZM176 83H177V81H176ZM103 84V83H102ZM115 84V83H114ZM116 84H118V83H116ZM115 84V85H116ZM120 84V83H119ZM118 84V85H119ZM175 84V83H174ZM17 85V84H16ZM83 85V84H82ZM106 85V84H105ZM112 85V84H111ZM128 85V84H127ZM127 85H126V87H127ZM131 85V86H132ZM176 85H178V84H176ZM25 86V85H24ZM27 86H28V84H27ZM38 86V85H37ZM73 86H74V84H73ZM81 86V85H80ZM120 86V85H119ZM124 85H122L121 84V87H123ZM130 86V85H129ZM174 86V85H173ZM173 86H170V87H172L173 88ZM46 87V86H45ZM44 87V88H45ZM54 87V90L57 88H55V86H53ZM75 87V86H74ZM79 87V86H78ZM108 87H109V85H108ZM116 87V86H115ZM23 88H25V87H23ZM35 88V87H34ZM37 88V87H36ZM39 88H41L42 89V87H40L39 86ZM83 88V87H82ZM85 88V87H84ZM87 88V87H86ZM129 88V87H128ZM166 88H168V87H166ZM25 89H27V88H25ZM29 89V88H28ZM71 89H73V88H71ZM77 89V88H76ZM88 89V88H87ZM111 89H112V86H111ZM124 89V88H123ZM132 89V88H131ZM31 90V89H30ZM36 90V89H35ZM37 90H40V89H37ZM43 90V89H42ZM42 90H40V91H42ZM44 90H46V89H44ZM47 90H48V87H47ZM53 90V89H52ZM57 90V89H56ZM55 90V91H56ZM75 90V89H74ZM99 90H100V92H99ZM114 90V89H113ZM170 90V89H169ZM49 91V90H48ZM48 91L46 92V93H48ZM59 91V90H58ZM58 91H57V93H58ZM82 91V90H81ZM172 91V90H171ZM23 92V91H22ZM30 92V91H29ZM36 92V91H35ZM49 92H51V91H49ZM78 92V91H77ZM83 92V91H82ZM117 92V91H116ZM133 92H134V90H133ZM164 92V91H163ZM162 92V93H163ZM17 93H20V92H17ZM28 93V91L26 92V94ZM33 93V92H32ZM31 93V94H32ZM56 93V92H55ZM72 93H73V91H72ZM74 93H76V91L74 92ZM81 93V92H80ZM79 93V94H80ZM84 93V92H83ZM83 93H82V95H83ZM132 93V92H131ZM166 93H168V92H166ZM173 93V92H172ZM23 94V93H22ZM30 94V95H31ZM34 94H36V93H34ZM43 94H44V91H43ZM50 94V93H49ZM48 94V95H49ZM59 94H60V92H59ZM168 94H170V92L168 93ZM174 94V93H173ZM15 95V94H14ZM13 95V96H14ZM29 95V96H30ZM37 95V94H36ZM38 95H39V91H38ZM47 95V94H46ZM45 95V96H46ZM47 95V96H48ZM53 95H54V92H53ZM57 95V94H56ZM55 95V96H56ZM70 95V94H69ZM81 95V96H82ZM12 96V95H11ZM23 96V95H22ZM22 96H18V97H22ZM44 95H42V97H43ZM46 96V97H47ZM58 96V98H60L59 97V95H57ZM57 96H56V98H57ZM74 96H76L75 94H74ZM5 97H7V96H5ZM17 97V99H19ZM24 97V96H23ZM26 97V96H25ZM27 97H28V95H27ZM31 97V96H30ZM29 97V98H30ZM35 97V96H34ZM42 97H40V98H42ZM65 97V96H64ZM67 97V96H66ZM73 97V96H72ZM77 97H80V95L79 96H77ZM82 97H84L85 98V96L83 95ZM81 97V98H82ZM171 97V96H170ZM10 98H12V97H10ZM28 98V101L30 100ZM32 98V97H31ZM39 98V96H37V99ZM62 99H63V97H61ZM69 98V97H68ZM71 98V97H70ZM80 98V99H81ZM83 98V99H84ZM155 98V97H154ZM164 98H165V96H164ZM6 99V98H5ZM7 99H9V98H7ZM49 99H50V96H49ZM51 99H53L54 100V96H53V98L51 97ZM65 99V98H64ZM63 99V100H64ZM158 99V98H157ZM162 99V98H161ZM12 100H13V98H12ZM20 100H21V98H20ZM35 99H33V101H34ZM55 100H58L59 101V99H55ZM54 100V101H55ZM66 100V99H65ZM79 100V99H78ZM156 100V99H155ZM154 100V101H155ZM159 100V99H158ZM163 100V99H162ZM161 100V101H162ZM16 101V100H15ZM31 101V100H30ZM36 101V100H35ZM33 102V104H31L30 105V103H27V101H23V102H25V103H21L22 104V106H19L18 107V109H20V110H22V112L24 111V110H26L27 112H29V114L31 113V114H34V112L37 110L36 108H37V106L35 105L36 104V102L38 101H36V102ZM44 101H46V99L44 100ZM44 101H43V104H44ZM68 101V100H67ZM70 101V100H69ZM73 102H74V100H72ZM71 101V102H72ZM81 101V100H80ZM84 101V100H83ZM8 102V101H7ZM10 102V101H9ZM17 102H19L18 100H17ZM39 102H40V100H39ZM49 102H50V100H49ZM59 102H61V101H59ZM77 102H79V101H77ZM159 102V101H158ZM6 103V102H5ZM16 103V102H15ZM14 103V104H15ZM46 103V102H45ZM13 104V103H12ZM39 104V103H38ZM41 104H42V101H41ZM41 104H40V106H41ZM42 104V105H43ZM53 103L51 102V105H52ZM61 103H59L58 104V106L60 105ZM62 104H64L63 103V101H62ZM72 104V103H71ZM70 104V105H71ZM77 104V103H76ZM79 104V103H78ZM154 104H156V103H154ZM6 105H8V104H6ZM5 105V106H6ZM18 105V104H17ZM51 105H48L47 104V106H51ZM54 105H56V103H54ZM67 105V104H66ZM65 104H64V106H66ZM163 105V104H162ZM10 106H12V105H10ZM39 106V107H40ZM73 106V105H72ZM76 106V105H75ZM81 106V105H80ZM13 107H15V106H13ZM45 107V105L43 106V108ZM56 107V106H55ZM54 107V108H55ZM60 107H61V105H60ZM59 107V108H60ZM63 107V106H62ZM78 107H79V105H78ZM155 107V106H154ZM5 108V107H4ZM35 108V109H34ZM42 108V107H41ZM45 108H49V107H45ZM53 108V107H52ZM59 108H57V109H59ZM64 108V107H63ZM80 108V107H79ZM82 108V107H81ZM86 108V109H87ZM108 108H107V110H108ZM156 108V107H155ZM8 109H9V107H8ZM57 109H56V112H57ZM61 109V108H60ZM66 109H67V107H66ZM86 109H84L85 111H87ZM113 109V110H112ZM153 109V108H152ZM12 111H14L15 109H11ZM20 110L18 111V112H20ZM33 110H35L34 112H33ZM41 110H45V109H41ZM54 111H55V109H53ZM76 110V109H75ZM105 110H106V108H105ZM9 111H10V109H9ZM11 111V112H12ZM16 111V110H15ZM39 111H40V109H39ZM48 111V110H47ZM51 111V110H50ZM62 111V110H61ZM60 111V112H61ZM64 111V110H63ZM66 111V110H65ZM67 111H68V109H67ZM71 112H72V110H70ZM84 111V112H85ZM109 111V110H108ZM5 112V111H4ZM17 112V113H18ZM26 112V113H27ZM38 112V111H37ZM43 112V111H42ZM51 112H53V111H51ZM50 112V113H51ZM74 112V111H73ZM81 111H79V113H80ZM89 112V111H88ZM87 112V113H88ZM101 112V111H100ZM99 112V113H100ZM105 111H103V112H101V113H104ZM154 112V111H153ZM8 113V112H7ZM7 113H5V115L4 116H6V114ZM39 113V112H38ZM44 113H45V111H44ZM59 113V112H58ZM64 113V112H63ZM68 113V112H67ZM78 113V111H76V114ZM90 113V112H89ZM100 113V114H101ZM9 114H11L10 112L7 114V115H9ZM16 114V113H15ZM14 114V115H15ZM20 114V113H19ZM21 114H23V113H21ZM39 114H41V113H39ZM39 114H37L38 115V117H39ZM46 114V113H45ZM47 114H48V112H47ZM54 113H52V116H54L53 115ZM108 114V113H107ZM150 114H151V111H150ZM154 114H155V112H154ZM14 115L12 116V117H14ZM24 115V114H23ZM34 115H36V114H34ZM37 115H36V119H37ZM49 115V117H50V115L51 114H48ZM55 115H57V114H55ZM63 115V114H62ZM65 115H66V112H65ZM64 115V116H65ZM73 115V114H72ZM82 115V114H81ZM88 114H86V117H88V116H90V115H88ZM17 117H18V114L16 115ZM26 116H27V114H26ZM31 116H33V115H31ZM43 116V114L41 115V117ZM60 116V115H59ZM70 116V115H69ZM75 116V115H74ZM83 116H85V115H82V117ZM100 116V115H99ZM106 116H109V114L108 115H106ZM9 117V116H8ZM33 117H35V116H33ZM33 117H31L32 118V120H33ZM45 117V116H44ZM46 117L48 118V116L46 115ZM57 117V116H56ZM56 117L55 118H52L50 121H44V118L42 119L43 120V122L41 123V122H39L38 121V124L40 123L41 124V126H40V124H39V126H40V128H41V131L43 130V129H48V133H51L50 131H52V129H53V131H55L54 130V122H55V120H58V119H56ZM72 117V116H71ZM77 117V116H76ZM91 117V116H90ZM103 117H104V114H103ZM102 116H100V120L103 118ZM150 117H151V115H150ZM21 118V120L23 119L22 117H20ZM24 118H25V116H24ZM27 118H28V116H27ZM40 118V117H39ZM38 118V119H39ZM47 118H45V119H47ZM61 118V117H60ZM63 118V117H62ZM61 118V119H62ZM64 118H68L67 116H65ZM80 119L79 120H81L82 121V119H81V117H79ZM85 118V117H84ZM92 118V117H91ZM109 118H110V116H109ZM113 118V117H112ZM112 118H111V120H112ZM5 119V118H4ZM4 119L1 121L2 122V124H3V121H4ZM9 119V118H8ZM14 119H15V117H14ZM26 119V118H25ZM35 119V118H34ZM36 119L34 120L35 122H36ZM59 120L60 122H59V126H61V121L62 120ZM90 119V118H89ZM98 119V118H97ZM109 120L108 119V117H105V120ZM152 119V118H151ZM6 120H7V116H6ZM11 120V119H10ZM28 120V119H27ZM27 120H25V121H27ZM67 119H65V121H66ZM69 120V119H68ZM67 120V124L66 125H68V122L69 123H71L70 121H68ZM75 120V119H74ZM84 120H86V119H84ZM93 120H95V119H93ZM93 120H92V122H93ZM104 120V121H105ZM110 120V121H111ZM115 120V119H114ZM150 120V119H149ZM156 120V119H155ZM178 120V119H177ZM17 121H18V119H17ZM23 121H24V119H23ZM28 121H30V120H28ZM41 121V120H40ZM75 121H77V120H75ZM81 121H80V124H82L81 123ZM88 121V120H87ZM86 121V122H87ZM90 122H91V120H89ZM5 122V121H4ZM12 122V121H11ZM33 122V121H32ZM91 122V123H92ZM95 122V121H94ZM94 122L92 123V124H94ZM109 122V121H108ZM112 122H114V121H112ZM146 122V121H145ZM6 123V122H5ZM27 123V122H26ZM26 123H25V125H26ZM65 122H63V124H64ZM84 123V122H83ZM90 123V124H91ZM105 123V122H104ZM110 123V122H109ZM116 123V124H117ZM153 123H154V120H153ZM156 123V122H155ZM171 123V122H170ZM176 123H177V121H176ZM1 124V125H2ZM7 124V123H6ZM6 124H5V126H6ZM11 124V123H10ZM17 124H18V122H17ZM22 124V123H21ZM28 124V123H27ZM30 124H31V122H30ZM62 124V125H63ZM76 124V123H75ZM91 124V125H92ZM108 124V123H107ZM146 124V123H145ZM178 124V123H177ZM8 125V124H7ZM19 125V124H18ZM17 125V126H18ZM29 125V124H28ZM35 125V124H34ZM55 125H56V123H55ZM98 125V124H97ZM110 125H111V123H110ZM162 125H163V123H162ZM172 125V124H171ZM5 126L3 125L2 127H4L3 129H6L5 128ZM21 126H23V125H21ZM27 126V125H26ZM29 126H31V125H29ZM32 126H33V123H32ZM36 126V125H35ZM38 125L36 126V127H39ZM58 126V127H59ZM70 126H71V124H70ZM73 126V125H72ZM71 126V127H72ZM75 126V125H74ZM74 126H73V128H74ZM80 126V125H79ZM104 126V125H103ZM113 126V125H112ZM117 126V125H116ZM147 126H148V123H147ZM155 126V125H154ZM174 126V125H173ZM1 127V126H0ZM1 127V128H2ZM8 127V126H7ZM15 128H17L16 126H14ZM28 127V126H27ZM36 127H35V130H37L38 131V129H36ZM67 126H65V127H63L62 129L64 130V128L65 129H67L66 128ZM78 127V126H77ZM88 127V126H87ZM92 127H94L93 125H92ZM104 127H106V125L104 126ZM103 127V128H104ZM108 127V126H107ZM144 128H145V126H143ZM152 127V126H151ZM157 127V126H156ZM155 127V128H156ZM162 127V126H161ZM15 128H13V129H15ZM20 128V130H21V128L22 127H19ZM25 128V127H24ZM23 128V129H24ZM29 128V127H28ZM27 128V129H28ZM32 128V127H31ZM34 128V127H33ZM57 128V127H56ZM100 128V127H99ZM158 128V127H157ZM163 128V127H162ZM12 129V130H13ZM60 129V131H61V128H59ZM69 129H71V128H69ZM68 129V130H69ZM75 129V128H74ZM95 129V128H94ZM115 129V128H114ZM176 129V128H175ZM174 129V130H175ZM31 130V129H30ZM29 130V131H30ZM45 130V131H46ZM67 130V131H68ZM76 130V129H75ZM79 132H81L84 136L86 135V129L85 128H82L81 127V129H77ZM96 130V129H95ZM143 130V129H142ZM145 130V129H144ZM148 130V129H147ZM150 130V129H149ZM152 130V129H151ZM153 130H154V128H153ZM159 130V129H158ZM6 131H8V130H2L1 129V131H0V146H1V148L3 149V147H2V145H4V144H6V146H7V148H8V146L9 145H7V143L9 144L10 142H9V140L10 139H13L12 137H10L9 136V134L10 133H7ZM14 131V130H13ZM16 131V130H15ZM22 131V130H21ZM24 131H26V129L24 130ZM24 131H22L23 133H26V132H24ZM40 131V132H41ZM44 131V130H43ZM59 131V130H58ZM57 131V134H59L60 133V131L58 132ZM89 131V130H88ZM100 131V130H99ZM118 131H120V130H118ZM128 131V132H129ZM160 131H161V129H160ZM9 132V131H8ZM12 132V131H11ZM22 132H21V134L20 135H23L22 134ZM28 132V131H27ZM36 132V131H35ZM39 131L37 132V133H39V134H41ZM56 132V131H55ZM54 132V133H55ZM62 132V131H61ZM69 132V131H68ZM72 132H75V131H72ZM77 132V131H76ZM91 132H92V130H91ZM98 132V131H97ZM105 132H107V131H105ZM109 132V131H108ZM108 132H107V135H108ZM143 132H145L146 133V131H143ZM158 132V131H157ZM14 133V132H13ZM13 133H12V136H13ZM16 133V137L18 136V138H19V135H17L18 133H17V131L15 132ZM20 133V132H19ZM30 133V132H29ZM33 133V132H32ZM43 133V132H42ZM80 133V134H81ZM132 133V132H131ZM151 133H152V131H151ZM153 133H154V131H153ZM160 133V132H159ZM34 134V133H33ZM36 134V133H35ZM39 134H37V135H34V136H39ZM46 134V133H45ZM52 134V133H51ZM50 134V135H51ZM62 134V133H61ZM82 134H81V136H82ZM91 134V133H90ZM94 134V133H93ZM104 134V133H103ZM42 135V134H41ZM47 135V134H46ZM88 135V134H87ZM86 135V136H87ZM92 135V134H91ZM106 135V136H107ZM122 135V134H121ZM132 135H133V133H132ZM147 136V135H149V133L148 134H144L143 136ZM151 135V134H150ZM154 135H156V141H157V134H154ZM27 136H30L28 133H27ZM42 136H44V135H42ZM42 136H39V137H42ZM48 136V135H47ZM54 135H52L51 137H53ZM55 136H57L56 134H55ZM74 136V135H73ZM83 136V137H84ZM96 136H97V134H96ZM100 136V135H99ZM109 136V135H108ZM107 136V137H108ZM113 136V135H112ZM153 136V135H152ZM30 137H32V139H33V136H30ZM46 136H44V137H42V138H45ZM48 137H50V136H48ZM48 137H46V139L48 138ZM71 137V136H70ZM79 136H77L75 139H77ZM110 137V136H109ZM108 137V138H109ZM136 137V139H134ZM15 138V137H14ZM23 138H24V136H23ZM29 138V137H28ZM38 138V137H37ZM41 138V140H43ZM82 138V137H81ZM92 138H94V136L93 137H91V139ZM99 138H101V137H99ZM113 138V137H112ZM119 138V137H118ZM123 138V139H124ZM143 138H145V137H143ZM153 138V137H152ZM45 139V140H46ZM51 139V138H50ZM56 139V138H55ZM79 139V138H78ZM77 139V140H78ZM90 139V138H89ZM116 139V138H115ZM21 140V139H20ZM20 140H18L17 142H18V144H19V141ZM24 140H25V138H24ZM34 140H37V139H33V141ZM39 141H40V139H38ZM44 140V141H45ZM70 140V139H69ZM82 140H84V139H82ZM93 140V139H92ZM96 140V139H95ZM149 140V139H148ZM152 140H154V139H152ZM10 141H12V140H10ZM15 141H16V139H15ZM22 141V140H21ZM26 141V140H25ZM25 141L23 142V143H25ZM30 141H31V138H30ZM32 141V142H33ZM47 141V140H46ZM53 141V140H52ZM80 141V140H79ZM90 141V140H89ZM88 141V142H89ZM143 141H145V140H143ZM17 142H16V146H18L17 145ZM29 142V141H28ZM27 142V143H28ZM35 142V141H34ZM33 142V143H34ZM40 142H42V141H40ZM48 142H49V140H48ZM73 142V141H72ZM71 142V143H72ZM83 142V141H82ZM85 142V141H84ZM106 142V141H105ZM142 142V141H141ZM147 142V141H146ZM149 142V141H148ZM154 142V141H153ZM159 142V141H158ZM158 142H157V144H158ZM27 143H25V144H27ZM30 143V145H32L31 144V142H29ZM38 143V142H37ZM94 143V142H93ZM143 143V142H142ZM150 143H152V142H150ZM154 143H156V142H154ZM153 143V144H154ZM11 144V143H10ZM22 144V143H21ZM20 144V147L22 146V145H24V144H22L21 145ZM42 144V143H41ZM73 144V143H72ZM84 144V143H83ZM134 144V145H133ZM145 144V143H144ZM208 144V143H207ZM43 145V144H42ZM41 145V146H42ZM46 145V144H45ZM75 145H77V144H75ZM142 145V144H141ZM152 145V144H151ZM5 146V145H4ZM25 146V145H24ZM28 146V145H27ZM35 146V145H34ZM37 146V145H36ZM72 146H74V145H72ZM71 146V147H72ZM80 146H82V145H80ZM79 146V147H80ZM140 146V145H139ZM143 146H145V145H143ZM9 147H11V148H9V150L11 151V149H12V146L10 145ZM19 147V146H18ZM19 147V150H24L25 148H20ZM38 147H39V145H38ZM38 147L36 148V149H38ZM69 147V146H68ZM84 147V146H83ZM100 147V146H99ZM98 147V148H99ZM131 147V146H130ZM141 147V146H140ZM146 147H147V145H146ZM145 147V149H147ZM150 147V146H149ZM156 147V146H155ZM157 147H158V145H157ZM210 147V146H209ZM16 150H17V147H14ZM13 148V149H14ZM29 148V147H28ZM32 148V152H33V150L35 149V147H34V149H33V146H31L29 149H27L28 151H31L30 149ZM43 148V147H42ZM47 148V147H46ZM53 148V147H52ZM151 148V147H150ZM159 148V147H158ZM12 149V150H13ZM15 149L13 150V151H15ZM25 149V150H26ZM39 149H40V147H39ZM72 149V148H71ZM74 149H78V148H74ZM73 149V150H74ZM83 149V148H82ZM101 149V148H100ZM132 149H133V147H132ZM132 149H131V151H132ZM139 150H140V148H138ZM142 149H144V148H142ZM149 149V148H148ZM60 150V149H59ZM72 150V151H73ZM157 150V149H156ZM0 151H1V149H0ZM6 152H7V150H5ZM4 151V152H5ZM13 151H11V152H13ZM39 150H37V152H38ZM78 151V150H77ZM79 151H81V150H79ZM136 151H137V148H136ZM142 151V150H141ZM145 151V150H144ZM143 151V152H144ZM3 152V151H2ZM25 152V151H24ZM36 151H34V153H35ZM69 152V151H68ZM86 152V151H85ZM164 152V151H163ZM8 153V152H7ZM7 153H5V155L7 154ZM19 153V152H18ZM23 153V152H22ZM43 153V152H42ZM66 153V152H65ZM73 153H74V151H73ZM77 153H80V152H77ZM76 153V154H77ZM82 153H84V152H82ZM142 153V152H141ZM144 153H146V151L144 152ZM15 154H16V152H15ZM29 154V153H28ZM37 154V153H36ZM36 154H33L34 156L36 155ZM148 154V153H147ZM0 155V178L2 177L3 179H5V180H3L4 181V183H7L6 181H14L15 183H19L20 185H23V184H27L26 186H28V184L30 185V183L33 181V179H34V175H29L28 173V171H24V170H22L23 171V173H21V172H18V170L17 169H14L15 168V165H14V168L13 169H8V165L7 166H5L6 164H5V162H7V161H9L8 159H6L5 161H4V159L7 157V156H9V155H11L10 154V152H9V155ZM23 155V154H22ZM78 155V154H77ZM80 156H81V154H79ZM84 155H86V154H84ZM100 155H101V153H100ZM11 156H14V154H12ZM15 156H17V154L15 155ZM21 156V155H20ZM25 156H26V154H25ZM30 156H32V153L30 152ZM30 156H29V158H30ZM37 156V155H36ZM40 156V155H39ZM42 156V155H41ZM40 156V157H41ZM74 156H76V155H74ZM73 156V157H74ZM102 156V155H101ZM157 156H158V154H157ZM162 156V155H161ZM18 157V156H17ZM33 157V156H32ZM31 157V158H32ZM78 157V156H77ZM103 157V156H102ZM19 158V157H18ZM34 158V157H33ZM63 158V157H62ZM79 158V157H78ZM86 158V157H85ZM151 158V157H150ZM12 159H14L13 157H12ZM20 159V158H19ZM22 159V158H21ZM25 159H27V158H25ZM36 160V159H35ZM12 161V160H11ZM10 161V162H11ZM14 161V160H13ZM22 161V160H21ZM29 161V160H28ZM83 161V160H82ZM81 161V162H82ZM9 162V163H10ZM20 162V161H19ZM23 162V161H22ZM31 162V161H30ZM32 162H34V161H32ZM36 162V161H35ZM80 162V161H79ZM24 163V162H23ZM22 163V164H23ZM13 164V163H12ZM14 164H16V163H14ZM25 164H27V163H25ZM18 165V164H17ZM17 165H16V167H17ZM20 166H21V164H20ZM23 166V165H22ZM31 166H32V164H31ZM13 167V166H12ZM27 167V166H26ZM30 167V166H29ZM11 168V167H10ZM20 168V167H19ZM22 168V167H21ZM20 168V169H21ZM31 169V168H30ZM30 169H29V171H30ZM33 169H35V167L33 166ZM28 170V169H27ZM32 170V169H31ZM36 170V169H35ZM39 169H37V171H38ZM44 170V169H43ZM30 172H32V171H30ZM35 172V171H34ZM53 172V171H52ZM42 173V172H41ZM35 174V173H34ZM36 174H38V173H36ZM39 174H40V172H39ZM35 176H37V175H35ZM38 176H41L42 177V175H38ZM59 176V175H58ZM23 178V179H22ZM29 178V181L28 180H24V179H28ZM104 178V177H103ZM109 179V178H108ZM36 180V182L38 183V181H37V179H35ZM118 180V179H117ZM160 180V179H159ZM58 181V180H57ZM62 181V180H61ZM172 181V179L170 180V182ZM35 182V181H34ZM54 182V181H53ZM2 183V179H1V182H0V184ZM50 186L52 185V182L50 181ZM18 184V185H19ZM33 184V183H32ZM35 184V183H34ZM33 184V185H34ZM4 184L2 183L0 186H3ZM10 185V184H9ZM8 185V186H9ZM12 185H14V183L12 184L11 183V188L13 187ZM19 185V186H20ZM32 185V186H33ZM166 185V184H165ZM171 184H169L168 186H170ZM31 186V185H30ZM37 186V185H36ZM47 186H49V185H47ZM5 187V186H4ZM18 187V186H17ZM29 187V186H28ZM1 189H2V187H0ZM8 188V187H7ZM7 188H6V190H7ZM106 188V187H105ZM0 189V190H1ZM9 189V188H8ZM30 189V188H29ZM44 189V188H43ZM14 190H16V189H14ZM18 190V189H17ZM25 190H27L26 188H25ZM13 191V190H12ZM20 191V190H19ZM21 191H23V188H22V190ZM59 191V190H58ZM1 192H2V190H1ZM0 192V193H1ZM5 192V191H4ZM3 192V193H4ZM10 192H11V190H10ZM15 192V191H14ZM68 192V191H67ZM18 193V192H17ZM47 193V192H46ZM45 193V194H46ZM7 194H8V192H7ZM16 194V193H15ZM43 195V194H42ZM60 195V194H59ZM2 196V195H1ZM0 196V197H1ZM11 196V195H10ZM13 196V195H12ZM15 196V195H14ZM5 197V196H4ZM50 197V196H49ZM58 197V196H57ZM67 197V196H66ZM11 198V197H10ZM61 198V197H60ZM94 198V197H93ZM4 198H2V200H3ZM41 199H43V197L41 198ZM66 199V198H65ZM2 200H0V201H2ZM5 200V199H4ZM8 200V199H7ZM49 200V199H48ZM6 201V200H5ZM47 201V200H46ZM46 201H45V204H46ZM65 201V200H64ZM83 201V200H82ZM85 202V201H84ZM86 202H87V200H86ZM88 202H89V200H88ZM51 204V203H50ZM1 208V207H0ZM6 213V212H5ZM56 213V212H55ZM58 214V213H57ZM96 216V215H95ZM52 219H54V218H52ZM56 219V218H55ZM54 223H55V221H54ZM67 224V223H66ZM66 227V226H65ZM57 228V227H56ZM69 236V235H68ZM74 236V235H73ZM1 237V236H0ZM39 240V239H38ZM33 243V242H32ZM105 244V243H104ZM107 245V244H106ZM12 246V245H11ZM81 250V249H80ZM107 250V249H106ZM83 253V252H82ZM70 255V254H69ZM78 255V254H77ZM223 257L225 258V259H230L231 258V252L230 253H227L226 251H224L223 252ZM124 256H126V254L124 255ZM55 257V256H54ZM66 257V256H65ZM44 261V260H43ZM132 262V261H131ZM46 264V263H45ZM118 264V263H117Z\"/></svg>","mask_w":264,"mask_h":264}]
</instances>
